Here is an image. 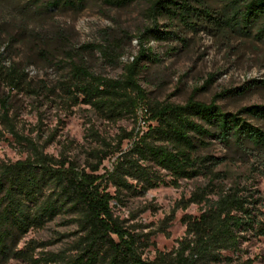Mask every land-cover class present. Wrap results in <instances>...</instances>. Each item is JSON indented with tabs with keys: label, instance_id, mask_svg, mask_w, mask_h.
I'll return each mask as SVG.
<instances>
[{
	"label": "trees",
	"instance_id": "1",
	"mask_svg": "<svg viewBox=\"0 0 264 264\" xmlns=\"http://www.w3.org/2000/svg\"><path fill=\"white\" fill-rule=\"evenodd\" d=\"M84 1L0 0V125L17 138L9 116V99L15 95L55 104L62 111L86 106L107 124L129 120L134 127L128 132L118 128L113 142L90 130L93 146L86 152L88 172L67 156L65 147L55 158L26 140L30 154L24 160L0 163V264L11 260L25 264H248L239 262L241 245L264 238V197L244 193L238 186L217 185L227 178L217 168L228 157L208 154L206 139L212 137L232 157L256 164L251 168L264 180V129L256 124L264 125V105L228 113L214 102L204 104L193 97L183 105L158 102L148 98L139 76L146 69L144 62L152 61L145 46L148 40L170 35L161 30L160 20L191 33L252 39L264 48V0H94L113 9L142 1V17L152 25L136 36L141 49L116 79L93 74L73 53H65L63 61L50 54L49 47H58L62 37L52 16L63 9H80ZM16 45L45 63L55 62L64 76L53 86L30 77L26 67L31 62L14 61L9 54ZM119 50V44L111 43L100 47L99 54L114 64ZM249 85L264 87V81ZM125 142L129 147L123 150ZM110 158H115L112 170L97 175ZM198 178L206 186L179 206L186 210L192 204L203 205L199 216L181 219L185 231L175 249L158 252L151 261L144 259L151 246L149 234L130 231L113 208L160 186L177 189L181 181ZM57 219L63 226L74 227L72 233L59 236L58 243L67 240L62 250L35 258L37 249L50 244L30 241L17 249L29 231H40Z\"/></svg>",
	"mask_w": 264,
	"mask_h": 264
},
{
	"label": "rangeland",
	"instance_id": "2",
	"mask_svg": "<svg viewBox=\"0 0 264 264\" xmlns=\"http://www.w3.org/2000/svg\"><path fill=\"white\" fill-rule=\"evenodd\" d=\"M142 5L140 1L127 8L113 9L94 0H85L80 9L57 11L52 18L62 30V37L56 42L58 47H49L50 54L63 61L65 53H73L93 74L103 78H119L123 65L136 58L141 49L136 36L152 27L142 17ZM158 25L170 35L162 40H148L145 46L151 52L152 61L144 62L146 69L139 76V85L150 100L183 105L189 97H193L204 104L214 102L228 113L252 105H264V87L249 85L251 81H264V48L260 44L252 39H223L203 32L191 33L183 27L170 26L164 20H160ZM111 43L120 46L114 64L99 54L100 47H108ZM9 54L14 61L31 62L26 67L28 75L48 86H53L64 76V70L57 68L55 62L45 63L35 54H28L22 46L16 45ZM9 110L17 138L10 134L7 127L0 125V163L24 160L30 154L26 140L33 142L44 154L55 158L65 147L67 156L88 172L85 168L86 152L93 146L88 138L90 130L113 142L119 133L118 128L128 132L134 127L129 120L117 125L107 124L86 106L62 111L55 104L15 95L9 99ZM256 124L264 129V125ZM206 142L210 143L208 154L216 158L228 157L227 163L217 168L218 172H225L227 178L217 181V185L225 189L238 186L245 189L244 193L257 192L256 196L264 197V180L251 168L256 164L232 157L212 137L207 138ZM128 147L129 144L125 142L122 149ZM114 161L115 158L106 160L97 175L111 171ZM206 184L204 179L198 178L181 181L177 189L160 186L141 197L127 200L123 206L114 207L113 213L130 231L149 234L151 246L143 258L151 261L156 253H169L177 247L185 231L181 219L184 216L197 217L203 209V205L192 204L182 210L179 203L189 199ZM108 191L113 194L112 189ZM209 199L215 200V197L210 196ZM73 231L74 227L63 226L62 221L57 219L40 231H29L21 238L17 249H23L28 242L34 241L50 244L37 249L35 258H39L41 253H56L67 242L65 239L58 243L61 240L59 236ZM241 249L240 263L264 264V238L250 239L241 245ZM7 264L25 263L11 260Z\"/></svg>",
	"mask_w": 264,
	"mask_h": 264
}]
</instances>
